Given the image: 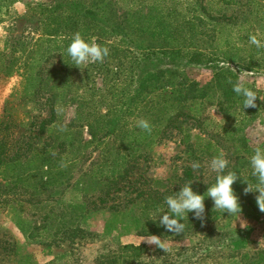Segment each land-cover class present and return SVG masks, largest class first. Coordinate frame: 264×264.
<instances>
[{"label": "rangeland", "instance_id": "rangeland-1", "mask_svg": "<svg viewBox=\"0 0 264 264\" xmlns=\"http://www.w3.org/2000/svg\"><path fill=\"white\" fill-rule=\"evenodd\" d=\"M59 1L61 0H0V53L8 61L7 69L9 67L10 73L9 75L0 73V116L4 119V124L0 128V143L5 149L3 157L7 160L18 153V149L22 153L28 142L36 143L32 148H37V151H41L43 145L50 151L54 145L51 138L45 142L47 146L43 143L47 138L46 133L43 134L42 140L34 139L40 122L49 118L51 107L46 103V98L50 97V92L47 87H42L39 93H35V90L32 95L29 78L38 72L40 66L45 65L51 70L59 69L58 51L52 49L50 53H46L49 45L46 43L47 37L43 35V30L48 14L40 16L38 9L39 6L48 7ZM112 1L118 15L127 9L129 2L135 9L145 8L153 2V0ZM176 1L179 2L176 7L179 11L185 12L187 9V14H195L205 21L203 32L198 38V47L214 55L219 54L215 48L220 47L221 54L218 57L221 60L219 59L218 66L237 71L239 76L237 81L255 91L260 97L255 102L256 107L241 111L238 108H227L221 103L219 90L213 89L207 99L199 100L196 106L191 107L194 113L198 112V117L202 120L194 123L189 119L183 124V129L201 133L203 137H209L217 143L228 159L230 169L236 162L234 155L236 144L223 128L228 126L234 129L242 128L241 135H244L250 147L264 148V0ZM166 3L170 4L171 1ZM190 4H196L198 7L194 14L188 10L187 5ZM209 16L218 19L211 21L208 19ZM250 34L257 35L262 41L261 47L257 48L249 43ZM92 42L95 43L94 40ZM108 43L111 44L112 41ZM224 43L226 44L223 45ZM48 55L52 56L46 63L45 58ZM87 66L78 68L69 64L70 68L73 67L69 70L72 73L69 76L70 87L64 91L65 99H56L53 103L56 118L54 123L49 125L50 128L56 122L57 128L66 129L65 127L73 122L78 104L72 98L86 101L88 96L85 95H88L90 90L102 89L101 76H96L86 86L81 83ZM110 67L115 71L113 60ZM178 70L189 79L198 82L199 87L210 83L212 77V71L204 67L184 66L180 63ZM28 86L29 89H26ZM167 91L173 93L175 90ZM156 96L151 100L157 102L162 99V97L156 99ZM88 108L89 106L83 107L84 111ZM97 110L102 114L106 112L102 106ZM189 112L190 110H185V113ZM145 114L147 113L130 119L128 127L136 125L139 119H145ZM159 122L157 119L156 123ZM89 138L87 127L83 126L82 139L88 141ZM181 139V132L173 129L168 137L148 147L146 149L148 158L138 160L127 182H124V187L122 184L118 186L123 187L118 193H113L111 189L106 194V182L100 175V180H103L100 186H93L89 182L91 175L96 173L98 176L100 169L97 165H102L105 160L106 154L102 153L104 145L92 146L83 151L80 158L72 162L71 168H67L70 163H56L65 169L66 173L57 183L47 187L40 185L39 178L30 174L28 166L31 154L27 153L20 159L18 174L20 180L23 179L20 183L16 184L17 182L10 179L9 175L0 173V264H109L114 255L115 257L119 255V248L126 245L144 246L152 257L164 251H169L172 255L173 251L177 250L174 264H233L243 253L256 258L258 252L264 251V213L253 212L240 197L242 212L239 219L228 215L227 218L212 223L204 230L177 234L174 236L176 239L172 240L157 236L163 242L165 250L142 241L144 237L137 235L143 218H140V206L137 202H129V199H133L137 191L145 192L155 188L163 192L168 188L173 189L183 176L185 168H192L191 162L195 161L196 157L180 143ZM69 151L65 150L61 154L58 149H51L50 156L55 160L57 157L67 160L71 157ZM198 157L197 162L201 164V169L193 171L195 176L193 182L204 185L213 181L215 177L207 170V164L211 159L202 155ZM37 165L41 166L40 173L44 182L48 169L43 167L40 161ZM114 170L116 171L114 175L120 172L107 163L103 170L104 176L111 177ZM156 182L162 184L156 185ZM101 198L106 203H100ZM64 205L71 206L75 213L65 207L63 211L61 206ZM82 209L86 211L78 225L86 233L83 239L74 238L57 242L53 240L54 238L47 240L39 236L42 235L41 231L36 228L41 226L42 217L47 212H52L55 217L54 224L57 228L55 227L52 233L59 234L57 229L62 227L64 223L61 221L65 220L59 218L61 213L65 214L66 219H70L81 214ZM127 254L129 257L130 252ZM118 257L121 258L119 264H126V259L123 260L120 255ZM130 263L134 264L135 261Z\"/></svg>", "mask_w": 264, "mask_h": 264}, {"label": "trees", "instance_id": "trees-1", "mask_svg": "<svg viewBox=\"0 0 264 264\" xmlns=\"http://www.w3.org/2000/svg\"><path fill=\"white\" fill-rule=\"evenodd\" d=\"M167 1H171V3L167 4ZM178 4L179 2L176 0H153L145 8L138 7L135 9L129 2L127 9L120 15L117 14L115 3L112 0H61L48 7L39 6L40 16L48 14L45 17V29L43 30V35L47 37L46 43L49 45L46 48V53H50L52 49L57 50L60 58L58 61L59 69L51 70L45 65L40 66L38 72L29 78L30 88L33 90L32 95H34L35 90V93H39L42 87H47L50 92V97L46 98V103H49L51 107L49 118L40 122L38 133L34 139L40 141L43 134L46 133L47 138L43 140V143L51 138L54 144L52 150L58 149L61 154L65 150H70L71 157L67 160L58 157L56 160L55 158L52 159L50 156L51 149L47 151L43 145L41 151H37V148H32L35 147L36 143L28 142V145L26 143L27 148L25 147L22 153L18 149V153L7 160L3 157L5 149L0 143V173L9 175L10 179L17 182L16 184L20 183L23 180H20L18 174L20 159L30 153L31 159L28 170L33 177L39 178L40 185L47 187L57 183L66 173V170L60 168L56 163H70L67 168H71L72 162L79 159L83 151L92 146L101 147L104 145L102 153L106 154L105 160H103L102 165H97L100 169L98 176L94 173L89 178V182L93 186H100L103 181L100 178L103 177L106 182L107 194L111 189H113V193L120 192L138 160L148 158L146 149L158 140L168 137L173 129L181 132L180 143L185 145L192 155H195V161L199 158L198 155L209 159L218 155L222 149L217 146V143H214L209 137H203L201 133H193L190 129H183V124L189 119L194 123L202 120L199 119L198 112L194 113L191 107L196 106L199 100L207 99L213 89L219 90L222 98L221 103L225 104L227 108H238L242 111L241 98L232 90L233 84L238 82V72L231 68L218 66L220 63L218 56L221 54L220 47L215 48L219 53L217 55L198 47V38L203 32L202 27L205 21L194 14L196 8L198 9L196 4L187 5L189 12L194 15L187 14V9L185 12L179 11L176 8ZM208 19L213 21L218 18L209 16ZM77 32L86 40L91 42L94 40L95 43L109 48L110 53L106 60L102 63L88 65L87 70L84 71V77L80 80L86 86L96 76H101L103 86L99 91L94 89L90 92L87 91L88 95L85 96L88 98L86 101L72 98V100L77 101L78 109L75 112L73 122L66 126V129L57 128L56 122L50 128L49 125H52L56 118L52 108L53 103L56 99H65L64 91L70 87L69 76L72 73L69 70H72L73 67L70 68L69 64L75 65L67 56L66 48L71 42L73 34ZM109 41L112 43L109 44ZM51 56L48 55L45 58L46 63ZM110 58L114 61L115 71L110 67ZM180 63L184 66L210 69L212 71L210 83L199 87L198 82L180 73L178 70ZM7 65L8 61L0 53V73L10 74ZM124 72L126 73L123 74ZM26 89H29V86ZM168 89L175 91L172 93L167 91ZM155 95H157L156 99L158 97H162V99L157 102L152 101L151 99ZM86 106L89 108L84 111L83 107ZM101 106L106 109L104 114L97 110ZM186 109L193 112L185 113ZM144 112L149 113L148 115L145 114L144 118L151 125L150 134L143 132L136 125L128 127L130 119L142 116ZM157 119L160 121L159 123H156ZM3 124L4 119L0 116V128ZM83 126L87 127V133L90 137L88 141L82 139ZM6 127L7 125H5V129ZM223 129L236 144L235 166L229 170L237 172L238 179L232 187L238 198L240 197L253 212H261L256 204L258 193L249 192L245 194L244 192L247 183L253 186L256 184L255 177L251 175L252 170L248 161L254 152V148L250 147L244 135H241L242 128L234 129L228 126ZM39 161L40 164L44 165L43 167L48 169L45 172L47 179L44 182L42 181L43 175L40 173L41 166L37 165ZM107 163H110L113 168L120 172L114 175L116 172L114 170L113 175L106 178L103 170ZM194 178L193 169L187 167L173 189L168 188L163 192H159L155 188L145 192L137 191L135 197L129 199V202H137L140 206V218H143V222L138 219L141 222L137 231L138 236L154 235L170 240L176 239L174 236L177 234L167 232L159 226L158 220L154 222L149 217L150 214L154 216L157 207H165L164 198L166 196L180 191V187L194 180ZM214 182L215 178L204 185L193 182L192 188L198 194L203 195L207 190V185L210 186ZM120 184L123 187H118ZM157 184L162 183L156 182ZM33 190L35 191V189ZM100 203L104 204L106 201L101 198ZM204 204L203 221L193 219L192 213L188 214V219L187 217L184 218L185 233L204 230L212 223L223 220L229 215L228 213L222 215L219 210L214 209L211 198H206ZM64 207L70 209L69 211L73 214L75 213L71 206H61L63 211L65 210ZM19 210L22 211V208ZM84 211L86 209H82L81 214L70 217V219H66L65 214L61 213L59 218L65 220L61 221L64 223L62 227L57 229L59 234L52 233L54 228H57L54 224L55 217H53L52 212H47L42 217L41 226L36 228L41 231L42 235L39 236L47 240L54 238L53 240L57 242H64L66 239L73 240L74 238L83 239L86 233L79 227L78 223L84 218ZM34 235L32 234V236ZM119 251L118 254L123 260H127L126 264H131L132 261H135L134 264H174L176 260L174 258L177 257V250H174L172 255L169 251H164L152 257V254H149L144 246L126 245L120 247ZM127 252H130L129 257H127ZM118 256L115 257L114 255L109 264L121 263V258ZM148 260H150L149 263ZM262 261H264V251L258 252L256 258L243 253L236 262L239 264H264Z\"/></svg>", "mask_w": 264, "mask_h": 264}, {"label": "clouds", "instance_id": "clouds-1", "mask_svg": "<svg viewBox=\"0 0 264 264\" xmlns=\"http://www.w3.org/2000/svg\"><path fill=\"white\" fill-rule=\"evenodd\" d=\"M249 43L257 48L262 46V41L257 35H249ZM66 54L75 67L81 68L83 65L102 63L109 56V48L100 44L86 40L77 32L73 34L71 42L66 48ZM233 92L241 98L243 111L249 107H256V100L260 97L250 88L245 87L241 82L233 84ZM136 127L145 133H151V125L146 119H139ZM249 166L252 170L251 175L255 177L256 184L247 183L244 189L245 194L256 192V204L261 212H264V148L256 147L249 159ZM193 171H199L201 164L197 161L191 162ZM229 161L221 151L218 155L211 158L207 164V170L214 174L215 182L207 185L206 192L201 195L192 188V181L180 187V191L174 192L164 198L165 207H157L154 216L150 214L149 219L154 222L158 220L159 226L167 232L181 234L185 233L184 218L192 213L193 219L204 220L206 198H211L214 209L219 210L222 215L228 213L231 217L239 219L242 212L239 198L232 185L237 181V172L228 170ZM163 214V215H161ZM237 220V219H236ZM183 221V222H181ZM149 244H155L164 249V244L157 236L150 235L143 238Z\"/></svg>", "mask_w": 264, "mask_h": 264}]
</instances>
